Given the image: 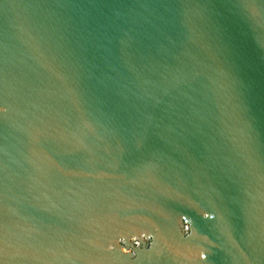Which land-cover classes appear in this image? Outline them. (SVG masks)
Listing matches in <instances>:
<instances>
[{"label":"water","instance_id":"water-1","mask_svg":"<svg viewBox=\"0 0 264 264\" xmlns=\"http://www.w3.org/2000/svg\"><path fill=\"white\" fill-rule=\"evenodd\" d=\"M0 264H264V0H0Z\"/></svg>","mask_w":264,"mask_h":264}]
</instances>
